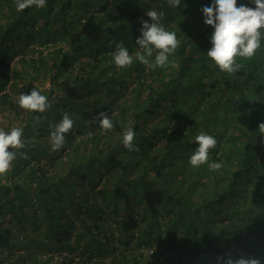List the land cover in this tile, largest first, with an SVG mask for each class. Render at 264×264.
Here are the masks:
<instances>
[{"label":"trees","instance_id":"16d2710c","mask_svg":"<svg viewBox=\"0 0 264 264\" xmlns=\"http://www.w3.org/2000/svg\"><path fill=\"white\" fill-rule=\"evenodd\" d=\"M156 2L180 46L166 67L134 60L118 68L117 42L130 55L141 51L136 39L141 20L151 23L150 0H46L23 11L0 0L1 96L8 100L6 86L20 79L39 90L35 77L43 73L50 87L39 91L51 103L43 113L26 110L19 151L27 158L17 155L10 182L0 183V212L20 228L0 220V264L9 256L7 264H24L31 247L51 252L40 264L57 255L63 264H218L229 254L264 264V41L252 58L236 57L241 67L228 74L206 55L214 29L201 9L213 0H181L175 10ZM68 111L76 129L62 147L68 157L59 170L50 173L51 161L39 172L44 165L31 164L28 154L59 151L51 149V126ZM100 112L109 114L111 130L95 119ZM129 128L138 151L123 146ZM200 131L218 142L209 163L219 170L189 164ZM68 208L81 219L77 233L61 228Z\"/></svg>","mask_w":264,"mask_h":264},{"label":"clouds","instance_id":"9594fccd","mask_svg":"<svg viewBox=\"0 0 264 264\" xmlns=\"http://www.w3.org/2000/svg\"><path fill=\"white\" fill-rule=\"evenodd\" d=\"M250 2L255 5V8L244 4L238 6L237 0H213L211 6H204L201 9L204 14V23L214 29L210 38L211 48L206 55L221 71L228 74L238 71L241 67L236 63V57L252 58L264 41V0H250ZM168 3L170 6L179 7L181 0H168ZM15 5L18 11L32 6L43 8L46 6V0H15ZM146 15L151 23L141 20V34L136 39V44L141 51H137L133 56L130 55L122 40L116 43L112 56L118 68L131 66L134 60L150 67H166L169 56L174 54L180 46L181 41L177 38L176 32L166 30L160 22L163 19V13L148 10ZM17 104L21 109L40 113L51 107L48 97L42 95L36 88L30 93H21ZM95 119L105 131L111 130L114 126L107 112H100ZM73 124L70 114L65 112L62 119L51 126L52 151H58L64 146L66 134L71 131ZM258 131L264 135V122L258 125ZM135 136L136 133L131 128L123 133L122 143L129 151L139 150L133 143ZM194 140L198 147L189 157V164L192 167H200L207 163L211 170H219L221 167L219 163H209V152L218 143L216 138L200 131ZM23 148H25L23 128L13 127L8 132L0 130V175H5L9 171L17 155L27 158L24 152L19 151ZM218 264H261V260L251 257L235 259L229 254L227 259L218 258Z\"/></svg>","mask_w":264,"mask_h":264},{"label":"rangeland","instance_id":"374dc122","mask_svg":"<svg viewBox=\"0 0 264 264\" xmlns=\"http://www.w3.org/2000/svg\"><path fill=\"white\" fill-rule=\"evenodd\" d=\"M150 4L155 11L162 13V9H160V7L157 6L156 0H150ZM175 9H176V7L173 6L172 10H175ZM63 45L65 46V48H68V45H66V43H64ZM17 53L19 54V52H17ZM16 57H18V56H16ZM89 57H91V56H89ZM16 64H18V63H16ZM69 75H70V77H73L75 75V73L67 74L66 76L68 77ZM24 81H25L24 79H20V80H17L16 85L10 84V85L6 86V89H5L6 91L5 90L4 91H5V93L7 92L9 94V98L6 101H4L2 96H1V95H5V94L0 92V130H4V131L8 132L13 127H20V125L22 123L21 119L25 117L26 110L19 108V106L17 104L18 97L21 93L27 94V93L31 92L30 89L24 88V85L22 86V83ZM35 84L39 87V90H41V89L42 90H44V89L49 90L50 80L46 79L43 76V73L38 74V75L36 73ZM97 89H102V86H97ZM41 94L48 96L47 93L41 92ZM53 96H54V93H53ZM12 101L14 104L11 105L10 102H12ZM91 109H93V108H91ZM67 113H69V114H71V116H73L72 112L68 111ZM25 119L26 118H24V120ZM75 131H76L75 126H73L71 131L66 134V137H67V135H71V134L74 135ZM32 135L35 138L37 136L42 138V139L46 138L45 134H39V135L37 134L36 135V133L35 134L32 133ZM67 149H68V147H67ZM36 153H37V156H35V157H32L31 154H28V158L31 160V164H36V165L42 164V165H44L42 168L39 169V172L45 171L47 168L46 165L48 163H50L51 161H53L55 163V166L53 168H51L52 170H50V173L54 172L56 170H59L61 168L60 161L65 160L68 157V153L66 152V150H63V148L60 149L56 153L55 152L52 153L51 151L48 153H42V152H39V153L36 152ZM173 174L174 173H171V176H173ZM10 175H11V168L9 169V171L5 175H1L0 183L10 182ZM88 182L89 181L87 179H85L82 181V183H78V187L79 188L86 187L88 185ZM100 185H101V183L98 182L97 186H100ZM92 197H93V199H97L98 195H92ZM82 205L84 207L86 206V205H84V203ZM68 209H69L68 210L69 212H67V214H65L62 217L61 221H62L63 226L61 228L66 227L67 229L73 231L74 233H77L79 231V229H82V227H83L81 219H79L77 217L76 211L71 210V208H68ZM108 211H110V210H108ZM115 217H116L115 214L109 215L107 222L109 224H111L112 219H114ZM87 219H88L87 220L88 222H91L90 217H87ZM0 220L4 221V226L11 228L13 231H15L19 227V225L13 220V217L9 216V214H7V213L0 212ZM112 225H113L112 229H113L114 233L116 234L115 236L117 237V234H118L117 227L115 226V224H112ZM29 227H30V224L27 222L25 224V229L27 230ZM44 228H45V225H41L42 231ZM18 229H20V228H18ZM26 230H23V233H25ZM109 230H110V228L107 229L108 233H109ZM104 231H106V229H104ZM109 234H110V238H112L113 237L112 234L111 233H109ZM40 237L43 238L44 235L40 234ZM85 241H86V238L83 237L82 242H85ZM27 250H28V257H27L26 262L24 264H33V263H35L36 259L40 260V257H46V256H49L51 254V252H49V251H42L40 249L32 248V247L28 248ZM4 251H5V253H9V250H7L6 248H4ZM55 253H57V252H55ZM9 257L4 260V264L8 263ZM57 257H58V260H56V258H55V259L51 260L49 264H63L60 260V258L62 256L57 255ZM12 259H14V257H12ZM93 263L94 262H92V260H90L89 262H86V264H93ZM35 264H40V262L35 263ZM72 264H77V263L73 262Z\"/></svg>","mask_w":264,"mask_h":264}]
</instances>
